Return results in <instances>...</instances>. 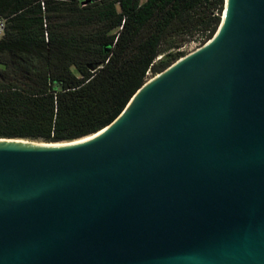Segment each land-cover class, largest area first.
I'll return each instance as SVG.
<instances>
[{
    "label": "water",
    "instance_id": "water-1",
    "mask_svg": "<svg viewBox=\"0 0 264 264\" xmlns=\"http://www.w3.org/2000/svg\"><path fill=\"white\" fill-rule=\"evenodd\" d=\"M42 144L0 138V264H264V0H225L107 128Z\"/></svg>",
    "mask_w": 264,
    "mask_h": 264
},
{
    "label": "trees",
    "instance_id": "trees-1",
    "mask_svg": "<svg viewBox=\"0 0 264 264\" xmlns=\"http://www.w3.org/2000/svg\"><path fill=\"white\" fill-rule=\"evenodd\" d=\"M225 0H0V138L98 133L153 76L217 32Z\"/></svg>",
    "mask_w": 264,
    "mask_h": 264
},
{
    "label": "rangeland",
    "instance_id": "rangeland-1",
    "mask_svg": "<svg viewBox=\"0 0 264 264\" xmlns=\"http://www.w3.org/2000/svg\"><path fill=\"white\" fill-rule=\"evenodd\" d=\"M199 47H200L199 44H197V43H191V44H187V45L183 48V50H185V52H186L187 54H189V53L193 52L194 50H196V49L199 48ZM152 77H153V74L150 73V75H149V79H151ZM34 142H38V141H34ZM38 143H43V142H38Z\"/></svg>",
    "mask_w": 264,
    "mask_h": 264
},
{
    "label": "built area",
    "instance_id": "built-area-1",
    "mask_svg": "<svg viewBox=\"0 0 264 264\" xmlns=\"http://www.w3.org/2000/svg\"><path fill=\"white\" fill-rule=\"evenodd\" d=\"M7 20L0 16V39L4 36L6 30Z\"/></svg>",
    "mask_w": 264,
    "mask_h": 264
},
{
    "label": "bare ground",
    "instance_id": "bare-ground-1",
    "mask_svg": "<svg viewBox=\"0 0 264 264\" xmlns=\"http://www.w3.org/2000/svg\"><path fill=\"white\" fill-rule=\"evenodd\" d=\"M99 134H101V133H99ZM98 134V135H99ZM97 136V135H96ZM91 138H93V137H89V138H87V139H85V140H88V139H91ZM85 140H82V141H85ZM82 141H80V142H82ZM65 143H57V144H42V146H58V145H64ZM66 145V144H65Z\"/></svg>",
    "mask_w": 264,
    "mask_h": 264
}]
</instances>
